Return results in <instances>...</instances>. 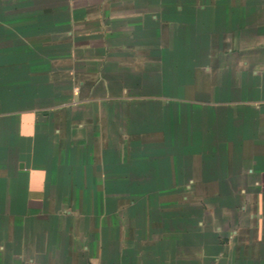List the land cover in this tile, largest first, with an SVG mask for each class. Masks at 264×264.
I'll use <instances>...</instances> for the list:
<instances>
[{
    "label": "crops",
    "instance_id": "crops-1",
    "mask_svg": "<svg viewBox=\"0 0 264 264\" xmlns=\"http://www.w3.org/2000/svg\"><path fill=\"white\" fill-rule=\"evenodd\" d=\"M0 264H264V0H0Z\"/></svg>",
    "mask_w": 264,
    "mask_h": 264
},
{
    "label": "rangeland",
    "instance_id": "rangeland-1",
    "mask_svg": "<svg viewBox=\"0 0 264 264\" xmlns=\"http://www.w3.org/2000/svg\"><path fill=\"white\" fill-rule=\"evenodd\" d=\"M211 196H186L185 200H181V196L169 195V196H159V195H132V196H119V202H136V203H186L194 204L196 202H208ZM186 213V212H185Z\"/></svg>",
    "mask_w": 264,
    "mask_h": 264
}]
</instances>
